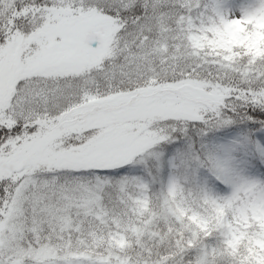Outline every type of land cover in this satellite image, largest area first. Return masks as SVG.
I'll return each instance as SVG.
<instances>
[{
	"label": "snow or ice",
	"instance_id": "obj_1",
	"mask_svg": "<svg viewBox=\"0 0 264 264\" xmlns=\"http://www.w3.org/2000/svg\"><path fill=\"white\" fill-rule=\"evenodd\" d=\"M0 264H264V0H0Z\"/></svg>",
	"mask_w": 264,
	"mask_h": 264
}]
</instances>
